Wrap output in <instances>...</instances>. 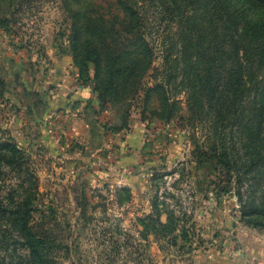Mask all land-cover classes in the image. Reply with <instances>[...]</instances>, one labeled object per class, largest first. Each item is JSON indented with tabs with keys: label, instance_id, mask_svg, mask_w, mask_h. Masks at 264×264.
Instances as JSON below:
<instances>
[{
	"label": "rangeland",
	"instance_id": "obj_1",
	"mask_svg": "<svg viewBox=\"0 0 264 264\" xmlns=\"http://www.w3.org/2000/svg\"><path fill=\"white\" fill-rule=\"evenodd\" d=\"M176 2L135 1L142 37L153 49V69L138 82L116 79L109 86L106 68L97 72L82 57L87 43L108 36L113 51L136 45L133 36L119 31L132 17L118 0H0V50L8 43L15 52L0 61V138L10 137L25 158L21 172L9 166L0 176V206L9 211L30 199L37 209L28 225L55 264H264V228L239 220L236 198L215 161L197 157L205 135L191 125L188 87L179 82L188 32L178 33L173 22L181 5ZM75 13L89 29L78 31L75 54L81 67L88 65L92 88L97 73L100 97L88 111L92 123L79 122L82 137L66 142L61 130L72 121L57 130L44 122L50 109L46 50L56 41L55 51L73 55ZM99 19L102 28L92 30ZM177 62L179 77L168 78ZM170 211L185 236L158 229L155 219L167 222ZM22 239L0 217V264H35Z\"/></svg>",
	"mask_w": 264,
	"mask_h": 264
},
{
	"label": "trees",
	"instance_id": "obj_2",
	"mask_svg": "<svg viewBox=\"0 0 264 264\" xmlns=\"http://www.w3.org/2000/svg\"><path fill=\"white\" fill-rule=\"evenodd\" d=\"M135 1L118 0V3L132 17L123 20L126 22L119 31L133 36L136 45L126 44L123 50L113 51L108 36L93 45L87 43L89 51L82 57L94 62L97 72L101 66L106 68L109 86L116 79L125 84L138 82L148 69H153V49L142 37L143 28ZM176 1L181 5L178 20L173 22L177 23L178 33L181 30L188 32L182 39L185 64L179 82H185L188 87L191 125L201 126L205 135L204 147L197 152V157L215 161L227 188L232 189L236 198L239 220L252 227L264 228V15L258 14V11H264V0ZM73 17L77 25L73 29L72 23L70 49L79 76L87 82L90 79L88 65L83 63L81 67L75 53L78 31L79 34L80 30L89 33V29L83 27L84 17L76 13ZM103 21L99 19L98 25H91L92 30L101 29ZM108 28L117 35L113 24ZM176 45L173 42V51ZM178 68L177 62L174 72L167 74L168 78L177 80ZM97 76V73L93 76L96 98L100 97ZM24 160L19 145L10 137L0 138L1 180L3 171L9 166L22 170ZM36 209L28 198L16 209L6 211L0 206V217L16 226L30 262L55 264L45 252L41 238L28 225V219ZM154 211L159 215L158 208ZM155 221L161 232L181 230V235L185 236V229L177 228L179 219L174 217L173 211L167 222ZM8 228L4 227V232ZM188 246L193 250L195 245L190 242Z\"/></svg>",
	"mask_w": 264,
	"mask_h": 264
},
{
	"label": "crops",
	"instance_id": "obj_3",
	"mask_svg": "<svg viewBox=\"0 0 264 264\" xmlns=\"http://www.w3.org/2000/svg\"><path fill=\"white\" fill-rule=\"evenodd\" d=\"M56 43L55 41L53 44H49L46 50L51 60H49V63H51L50 67L45 70L46 80L44 79L46 84H50L47 89L49 91L47 105L50 106V109L46 113L44 122L46 124L49 123L50 125H48L51 128L54 125L53 128H55V126L64 125L72 121V127L68 125L66 129L61 130L64 133V140L68 142L69 140H77L79 138H77V135L82 137L83 130L79 122H83L86 126L92 123L88 111L89 109L92 110V106L97 101L93 88L89 85L91 81L84 82L79 76L78 68L73 61V55L55 51ZM1 48L0 61L7 59L5 56L15 55L10 44H2ZM9 73V70L3 73V83L6 91H8L6 86L8 79L6 80V77H8ZM56 108L59 110H56ZM57 129L55 128V130Z\"/></svg>",
	"mask_w": 264,
	"mask_h": 264
},
{
	"label": "clouds",
	"instance_id": "obj_4",
	"mask_svg": "<svg viewBox=\"0 0 264 264\" xmlns=\"http://www.w3.org/2000/svg\"><path fill=\"white\" fill-rule=\"evenodd\" d=\"M43 7L47 8L48 5H43ZM37 15L38 16H46L47 14L45 12H40ZM35 22H36V17H34L33 20H32V23H35ZM4 126L10 127L11 125L5 124ZM17 138H18L19 144H24L25 143V141L22 138H20L19 136Z\"/></svg>",
	"mask_w": 264,
	"mask_h": 264
}]
</instances>
